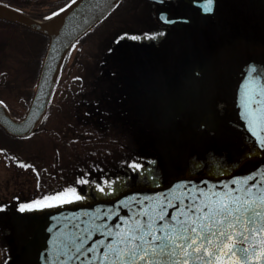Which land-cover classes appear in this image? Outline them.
Instances as JSON below:
<instances>
[{
    "label": "flooded vegetation",
    "instance_id": "obj_1",
    "mask_svg": "<svg viewBox=\"0 0 264 264\" xmlns=\"http://www.w3.org/2000/svg\"><path fill=\"white\" fill-rule=\"evenodd\" d=\"M148 1L153 8L144 15L132 9L136 24L128 34L115 32L111 70L100 57L98 77L111 82V95L104 84L99 89L102 104L111 99L106 111L127 123L160 124L170 146L168 179L181 171L226 174L259 156L235 97L247 58L264 52V0H213L210 12L206 0ZM15 200L0 195L3 207H18Z\"/></svg>",
    "mask_w": 264,
    "mask_h": 264
},
{
    "label": "trees",
    "instance_id": "obj_2",
    "mask_svg": "<svg viewBox=\"0 0 264 264\" xmlns=\"http://www.w3.org/2000/svg\"><path fill=\"white\" fill-rule=\"evenodd\" d=\"M123 1L69 51L48 111L36 129L18 137L0 126V153L15 164L16 170L29 168L37 177V192L24 194L20 205L65 193L40 206L34 205L32 210L22 212L20 205L13 207V216L109 197L129 187L168 180L165 163L171 153L167 150L169 144L162 142L165 131L160 124L122 121L117 118L118 114L106 111L111 99L102 104L99 98L101 84L105 85L103 93L111 95V82L100 80L98 75L100 57L105 68H112L110 53L115 32L111 29L100 36L96 30L102 24L114 26V21L106 19ZM0 2L47 20L46 17H53L73 0ZM135 24L131 13L122 18L119 23L122 36ZM48 42V35L0 18V100L17 118L24 116L28 109ZM70 189H75V193L66 191ZM6 208L0 205L3 209L0 211V264H10L12 257L13 243L9 236L12 229L3 221Z\"/></svg>",
    "mask_w": 264,
    "mask_h": 264
},
{
    "label": "water",
    "instance_id": "obj_3",
    "mask_svg": "<svg viewBox=\"0 0 264 264\" xmlns=\"http://www.w3.org/2000/svg\"><path fill=\"white\" fill-rule=\"evenodd\" d=\"M118 2L75 0L47 20L36 19L0 2L1 18L49 36L37 85L25 116L14 118L0 101V124L9 133L25 135L35 129L47 111L68 51ZM246 66L235 97L236 109L239 123L254 138L260 150L259 156L244 160L226 174L185 175L181 171L165 184L129 187L113 196L64 205L41 215L34 212L31 217L36 226L26 247L39 246L44 264H114L117 252L128 247L127 238L138 225L151 224L154 235H164L170 225H175L171 219L173 216L184 220L182 213H187L190 219H195L197 215H203L200 209L207 211L205 205L218 207L234 197L256 199L257 195L264 193V52L248 57ZM161 215L165 216L164 220H160ZM161 226L164 232L159 230ZM243 247L248 249L246 259L239 253L236 256L221 253L220 260L214 264H264V230L252 233ZM76 248L80 251L77 252ZM196 264L203 262L197 260Z\"/></svg>",
    "mask_w": 264,
    "mask_h": 264
},
{
    "label": "snow or ice",
    "instance_id": "obj_4",
    "mask_svg": "<svg viewBox=\"0 0 264 264\" xmlns=\"http://www.w3.org/2000/svg\"><path fill=\"white\" fill-rule=\"evenodd\" d=\"M212 4L213 0H206L204 11L210 12ZM161 20L167 22L164 16H161ZM131 38L138 39L135 36ZM66 191L75 193V189ZM64 195L65 193H57L52 197L45 196L42 201L21 204L19 210H32L34 205L40 206L44 201ZM80 198L76 196V199ZM205 207L207 211L200 209L203 215H197L195 219H190L187 213H182L184 220L173 216L171 219L175 221V225H170L164 235H154L151 224L138 225L127 238L128 247L117 252L114 264H196L197 260L203 264H214L220 260L221 253L231 256L239 253L241 258L246 259L248 249L243 245L252 233L264 230V193L257 195L256 199L234 197L228 203H220L218 207ZM189 211L192 209L189 208ZM164 219L165 216L161 215L160 220ZM257 223L259 227L256 226ZM233 229L236 231H232ZM159 230L164 232V227L161 226ZM225 249L228 251L224 252ZM75 250L80 251L79 248Z\"/></svg>",
    "mask_w": 264,
    "mask_h": 264
},
{
    "label": "rangeland",
    "instance_id": "obj_5",
    "mask_svg": "<svg viewBox=\"0 0 264 264\" xmlns=\"http://www.w3.org/2000/svg\"><path fill=\"white\" fill-rule=\"evenodd\" d=\"M131 8L137 9V14L144 15L153 6L148 0H129L126 8L120 11L114 10L106 19L109 21L114 20V26L102 24L97 27L96 31L98 34L104 35V33L111 29L112 32L121 33L119 23L122 18H126L130 13L131 15L133 14V11H129ZM130 29L131 27L127 30L128 33ZM189 132V130L185 131V133ZM36 188H38L37 177L29 168L16 170L15 164L0 153V195L17 201L15 199H20L26 193H36ZM14 209L13 206H10L3 212V221L9 223L12 229V232L9 234L13 243L11 246L12 257L10 264H41V251L36 245L23 248V242H27L35 225L31 219L24 215L18 214L17 216H13L12 212Z\"/></svg>",
    "mask_w": 264,
    "mask_h": 264
}]
</instances>
